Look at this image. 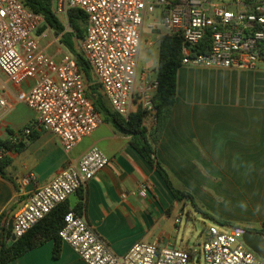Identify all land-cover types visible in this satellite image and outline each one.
<instances>
[{
    "label": "built area",
    "instance_id": "built-area-1",
    "mask_svg": "<svg viewBox=\"0 0 264 264\" xmlns=\"http://www.w3.org/2000/svg\"><path fill=\"white\" fill-rule=\"evenodd\" d=\"M61 20L73 10L86 16L87 33L79 51L88 61L94 81L114 112L128 119L136 97L142 28L146 15L160 12L168 35L184 40L183 66L253 71L264 62V0H50ZM234 8V9H232ZM65 26V25H64ZM46 27V28H45ZM70 31L69 25L65 26ZM45 28L42 32L41 29ZM54 35L49 45H61L42 15L20 0H0V72L17 82H32L17 95L37 115L32 127L55 135L65 152H71L93 134L103 118L87 96V82L72 54L62 51L59 58L48 53L41 41ZM206 36L212 40L208 53H195ZM158 81L140 77L138 94L143 108L152 111V96ZM0 107L12 106L0 96ZM31 127L24 133L31 134ZM18 142L17 140H14ZM0 149V159L8 156ZM98 147L91 148L78 163L69 164L53 181L38 187L15 215L12 234L19 239L31 231L60 205L87 186L109 165ZM30 175L28 182H35ZM150 185L142 187L147 194ZM181 220L176 219V224ZM243 227L221 231L209 229L202 247L204 264H264L244 241ZM87 264H192L186 250L159 243H137L124 256L116 255L86 219L73 209L65 216L59 232ZM199 260H197V263Z\"/></svg>",
    "mask_w": 264,
    "mask_h": 264
},
{
    "label": "crops",
    "instance_id": "crops-1",
    "mask_svg": "<svg viewBox=\"0 0 264 264\" xmlns=\"http://www.w3.org/2000/svg\"><path fill=\"white\" fill-rule=\"evenodd\" d=\"M165 35L159 10L146 15L139 59L148 39L144 57L150 65L159 62L160 40ZM0 74V96L12 106L9 110L0 108V127L4 124L5 129L0 138L25 144L21 152H8L12 159L8 177L0 176V241L14 242L13 234L9 239L4 237V228L10 230V222L38 187L49 184L67 165L78 163L91 148L98 147L109 158V165L67 200L70 209L76 212L84 203L78 214L118 256L137 243L167 246L162 239L176 229L181 208L157 171L131 147V137L103 121L67 153L55 135L32 127L36 113L24 104L20 109L16 102L17 95L27 91L32 82L17 83ZM139 86L137 82L135 99ZM177 94L157 147L159 162L173 173L193 158L200 161L209 156L213 165L228 170L233 157L240 156L247 169L261 172L255 180L257 187L263 185L264 62L253 71L183 66ZM247 96L248 101H244ZM30 127L31 134L26 135L24 131ZM34 133L36 137L31 138ZM30 175L35 182L27 181ZM145 185L151 186L147 194L141 190ZM53 249L54 242H47L9 264H87L64 242L59 259L53 257Z\"/></svg>",
    "mask_w": 264,
    "mask_h": 264
},
{
    "label": "trees",
    "instance_id": "trees-1",
    "mask_svg": "<svg viewBox=\"0 0 264 264\" xmlns=\"http://www.w3.org/2000/svg\"><path fill=\"white\" fill-rule=\"evenodd\" d=\"M20 1L28 9L36 14L42 15L47 26L53 30L55 35L61 36L62 45L74 56L80 71L85 77L87 82V96L94 102L96 111L102 116L103 121L111 123L121 133L131 137V147L157 171L173 195L175 201L183 202L189 200L193 208L200 212L205 218L213 220L218 224L228 226L229 228L240 227L233 226L228 222H220L211 216L209 212L203 211L197 205L195 197L190 192L182 190L174 185L171 173L157 158V147L162 139L172 108L178 96V74L183 67V49L185 46L182 36L166 34L160 40V56L156 75L158 89L151 98L153 106L152 111L145 110L142 103L140 101L137 103L135 99V108L130 117L126 119L114 112L110 107L108 101L100 91V86L94 81L88 61L78 50V42L84 40L87 33L86 16L84 13L78 10L71 11L68 15L70 31H66V27L62 21L54 14L50 0ZM45 28L41 29L40 32ZM211 45L212 40L210 36H206L204 40L195 47L193 52L206 54L210 51ZM8 132L14 135L12 130L8 129ZM34 137H36V133L31 136V138ZM24 147L25 144L22 141L19 143V141L2 140L0 138V149L4 148L8 151L13 150L21 152ZM11 164L12 159L9 156L0 159L1 177H8L7 168ZM83 208L84 203H81L79 207L76 208L77 214H81L80 210ZM69 209L70 206L68 202H65L23 237L10 244L0 241V264H9L50 241L54 242L53 257L59 259L61 257L63 245L59 232L64 225L65 216L69 212ZM246 231L264 236V222L261 228L249 229ZM11 235L12 231L4 228V237L9 239Z\"/></svg>",
    "mask_w": 264,
    "mask_h": 264
},
{
    "label": "rangeland",
    "instance_id": "rangeland-1",
    "mask_svg": "<svg viewBox=\"0 0 264 264\" xmlns=\"http://www.w3.org/2000/svg\"><path fill=\"white\" fill-rule=\"evenodd\" d=\"M213 1L224 2V0ZM61 21L65 26L69 25L68 18L62 17ZM53 36L49 35L47 40L41 41L42 46L49 47L54 39ZM147 40L141 50L138 74L141 77L144 72H147L148 79L152 81L157 75L158 62L152 65L147 63L144 57ZM60 44L49 47L48 53L59 58L62 56V51L68 52L62 43ZM79 47L80 41L78 50ZM140 77L138 84H140ZM225 81H227L226 78ZM246 94L249 95V90ZM248 99L247 96L244 101ZM139 101L141 102L140 98H136V102ZM22 105L19 106L20 109L24 107ZM0 108L3 110L2 107ZM3 126L0 127V136L5 134ZM241 159L240 156L233 157L229 169L225 170L219 164L214 166L209 156H202L200 161L193 158L189 163L183 164L179 170L171 173V177L176 187L190 192L195 197L197 205L220 222L242 226L246 230L257 229L264 219V184L257 187L255 177L261 172L252 171L253 168L250 169V167L247 169L248 165L240 163ZM179 205L181 216L178 218L181 223L173 232L165 234L162 243L191 253L195 259L192 264H204L202 247L206 242L209 229L216 227L221 231H228L229 227L205 218L193 208L189 200L179 202ZM197 260H199L198 263Z\"/></svg>",
    "mask_w": 264,
    "mask_h": 264
},
{
    "label": "water",
    "instance_id": "water-1",
    "mask_svg": "<svg viewBox=\"0 0 264 264\" xmlns=\"http://www.w3.org/2000/svg\"><path fill=\"white\" fill-rule=\"evenodd\" d=\"M13 221L10 222L9 229L12 230ZM13 241H16V237L12 236ZM245 244L255 252L261 259L264 260V236L252 232H247L244 236Z\"/></svg>",
    "mask_w": 264,
    "mask_h": 264
}]
</instances>
